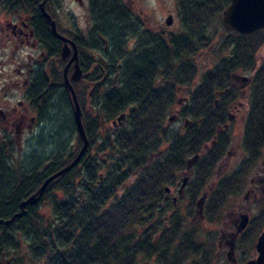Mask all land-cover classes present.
<instances>
[{"label":"trees","instance_id":"1","mask_svg":"<svg viewBox=\"0 0 264 264\" xmlns=\"http://www.w3.org/2000/svg\"><path fill=\"white\" fill-rule=\"evenodd\" d=\"M177 1L185 31L168 38L153 36L151 43L143 44V51L123 55L125 63H121L118 77L106 79L111 87L99 95L101 85L93 95L97 116L88 118L83 110L90 140L92 131L94 134L101 124L127 112L123 125L112 129L105 139L103 149L113 150L105 163L106 173L102 174L100 163L88 158L89 148L77 167L49 185L38 205L28 206V213L13 223L0 224V264H5L4 259L6 264H183L193 258L194 264H199L196 258L207 249H201L197 229L185 224L187 217L178 211L168 215L174 200H169L166 188L171 190L176 185L179 171L188 170V155H199L192 164L193 177L188 185L193 197L191 216L193 200L204 190L230 144L227 130L216 132L228 117L226 105L214 109L215 95L222 91L223 99L233 100L230 86L233 73L239 70L253 72L242 139L248 157L238 170L218 181L205 203L207 217H213L228 194L240 188L260 158L264 148V61L258 64L257 51L264 43V29L249 35L228 33L221 48H232L231 55L204 73L202 83L192 92L189 112L182 111V117L190 118L189 125L185 122L181 131L170 130L166 120L175 104V87L192 83L196 75L192 64L175 68L171 60L175 56L191 57L201 44L210 47L207 27L215 20L220 22L230 4V0ZM117 4L119 9L109 8L108 30L115 53L119 52L125 20ZM46 39L54 45L51 34ZM111 60L113 67H109L116 69L120 63L116 65L115 55ZM60 68L54 67L50 76L63 86L61 99L74 106ZM159 74L164 79L162 85L156 83ZM75 90L81 102V91L76 86ZM131 107H136L134 113L128 112ZM73 122L76 125L75 116ZM13 146L12 141L0 142V219H10L19 212L22 201L68 165L80 151L82 140L78 139L74 148H58L42 169L12 168L8 158ZM134 175L135 182L118 195ZM57 191L62 194L56 195ZM44 201L51 205L48 217L38 213ZM263 221L264 215L257 217L255 227Z\"/></svg>","mask_w":264,"mask_h":264},{"label":"rangeland","instance_id":"2","mask_svg":"<svg viewBox=\"0 0 264 264\" xmlns=\"http://www.w3.org/2000/svg\"><path fill=\"white\" fill-rule=\"evenodd\" d=\"M135 1L136 2L132 4V6H135L134 8L132 7V12L139 18L140 29L138 32L141 36L134 33L127 35L126 42L129 46L125 48L126 51L128 47L130 50L134 48L140 37L145 38L151 35L150 33L161 38H168L172 34H180L185 31L181 17L178 15L179 5L177 0ZM53 2L55 3V1ZM122 2L128 5V0H122ZM58 5L60 10L57 12L56 16L64 35L72 37L74 31H78L79 28H85V19L82 18L80 20L84 11L77 2L74 0H60V4H56V7H58ZM16 7L20 8V13L22 14L23 10L21 9V3L12 4L6 0H0V21H2L3 24L6 23L7 19H10V15H12V13L8 11ZM170 15L173 17V23L169 26L166 20ZM206 33L208 41L210 42V47L201 44L191 57L181 58L180 56H175L171 62L175 68L180 64L184 65V63L192 64L196 70V75L192 83L188 86L177 85L175 87L177 92V94H175V105L168 111L167 119L171 116H176V118L170 124L166 120V125L170 130L181 131L184 121L187 119L190 120L189 117H182V112L180 115L179 111L183 110L186 106V98L190 97L195 88L202 83L204 73L214 69L219 64L222 57L231 55L232 48H227L225 50L221 48V42L226 39L228 33H230L223 29L221 21H213L207 27ZM8 34L9 33L6 31L3 32L0 27V109H3L7 116H10V119L14 120L25 113V107L28 106L23 84V79L25 77L23 76L24 74L22 75V71L26 70L28 64L31 63H26L25 56L27 49L21 46L20 41L9 39L10 36ZM100 54L108 59H111L112 56L115 55L117 65L123 62L121 57L125 54V51L115 53L114 50L111 49L106 52H100ZM257 61L258 64L264 61V43L257 51ZM57 66H61V71L64 70L65 66H62V63H51L50 71ZM236 74L251 78L253 72L250 70H239ZM157 78L159 81L162 76L159 74ZM232 84L234 87H238L237 89L241 88L243 85L245 87L246 85L245 82L241 81H232ZM110 87L111 83L109 82L107 85L100 88L98 94L102 95ZM80 94V103L84 112L87 113V117H96V103L92 102V105H89L88 100L85 98V91L83 92V90H81ZM249 94L250 87L248 88L247 86L242 92H237V99H235L236 107L228 111L230 116L236 115V118L229 121L230 128L228 132L230 134V144L227 147L224 158L216 166L213 176L206 184L204 190L193 200L195 207L192 209L191 216L189 212L191 210L193 197L190 196L188 187L184 196L181 197L179 195V188L183 176L191 175V177H193V168L187 171L182 170L177 173V183L175 186H172V192L169 195V200L173 201L174 196L178 197V200L176 202L173 201V205L169 206L168 215H172L173 212L178 211L182 216L187 217L185 224L197 229L196 239L201 245L203 252L207 249L205 253L200 254V256L196 258L199 264H245L249 254L253 251V246L256 243L259 233L264 228V221L258 227H255V224L252 225L253 227H251L250 232L253 242L251 241L239 249L237 255L238 261L236 263L230 262L224 252L218 251L217 243L219 242L222 230L227 229L226 226L228 225V221L231 220L229 216L231 213L247 209L248 213L255 220L261 215L262 210H264V192L261 190L256 198L253 196V192H250L252 176L254 175L253 177H255L259 173H264V148L252 170L244 177L240 188L228 194L220 209L213 217H207L205 209L204 213L197 212L198 209L196 206L204 192H208L207 196H209L210 193L214 192L216 189L218 181L230 176L238 170L242 162L248 157V153L243 147L242 139L244 122L249 110ZM20 103H22V106ZM240 104H242V107ZM237 106L241 108L240 111H238ZM36 108V105L33 109L29 107V111L26 112L28 115L27 122H25V127L21 130V140L18 144L15 142L18 138V126L15 124L16 122L11 125L8 132L0 130L1 136L4 135L8 137L10 141L14 142V146L11 147L8 158L12 168L19 169V167H25L26 169H42L58 148L63 150L68 147L74 148L78 143V139H81L73 124L74 106L67 103L65 99L60 100L58 98L57 100L48 101L44 111L46 126H33L32 131H30V119L33 115L38 113ZM112 122L113 120L101 124L100 128L94 132V134L92 131L90 140L88 158L94 159L103 166L101 170L103 172L102 174H104L107 169L105 164L106 161L109 159L110 155L113 154V150L103 149L107 134L114 128ZM90 123L92 124V122ZM163 145H165V143ZM78 149L80 150L81 147ZM191 156L192 155H188L187 159L191 158ZM79 170H82V166ZM78 178L79 176H76L74 179L78 180ZM135 180L136 175L131 176L121 188L118 195H121L124 189L132 185ZM248 192L250 195L247 197ZM61 194V191H57L56 193L58 196ZM205 207L206 205L204 208ZM50 210V202L44 201L39 205L38 213L44 217H48ZM22 243L23 247H25V238H22ZM194 261L195 258L183 264H194ZM4 262L6 264L7 260L4 259Z\"/></svg>","mask_w":264,"mask_h":264},{"label":"flooded vegetation","instance_id":"3","mask_svg":"<svg viewBox=\"0 0 264 264\" xmlns=\"http://www.w3.org/2000/svg\"><path fill=\"white\" fill-rule=\"evenodd\" d=\"M7 2H11L12 4H22V10L23 13H20V8L16 7L12 10H9V13H12L10 15V19H7V22L3 24L2 21H0V27L1 30L4 32H8L9 39L18 40L21 42V46L27 49L26 52V63L28 64V67L26 70L22 71V75L25 77L23 79V84L25 88L26 93V100L28 102V106L25 107V113L21 114L20 117L17 119H10V116L8 117L6 112L2 109H0V130L4 132H8L9 128L13 123H15L17 127V134L18 138L15 140L16 144H18L21 140V130L25 127V122H27L28 115L26 112L29 111V107H35L37 106L36 110L38 113L33 115V117L30 119L31 124H29V129L32 131L33 126H46V120H45V114L44 111L47 106V102L51 100H57L58 98L61 100V90L63 88L61 82H55L52 77L50 76V65L51 63H69L73 52L70 53V55L64 59L62 58V46L63 42L58 40L53 32L50 25V22L46 19V17L42 14L40 10V3L42 0H6ZM55 1V3L53 2ZM78 3L80 8L84 11L83 16H81L80 20L82 18L85 19V28H79L78 31H74L72 34V37L67 36L70 38L77 46L78 54H79V63L83 70V78L73 83L76 87L79 88V90L85 91V98L88 100L89 105H92V102L94 103L93 95L88 98V91L90 89V86L92 83L97 82L101 80L104 76H106V79L109 81L111 79H116L118 77V72L122 68L121 63H125V60L121 62L119 65H117V68L113 69L112 65L109 63H113L112 60L109 58L104 57L100 52H106L108 50L113 49L112 45L114 42V39L110 37L108 30L110 29V14L111 9H119V6L117 3H119L123 9L125 20L122 22L124 27V32L122 33V40L119 42V51H125L124 55H128L130 52H141L143 44L148 45L153 40V36L157 35H151L146 36L145 38L140 37L137 41L134 48L131 50L125 48L129 46V44L126 42V37L130 33L134 34H141L138 32L140 29V23L138 21L139 18H137L136 14L132 12V6L136 1L135 0H128V5L124 4L122 0H74ZM56 4H60V0H47L46 2V9L51 14L52 18L57 23V29L60 34H64L60 28L59 21L57 19V12L60 10L59 5L56 7ZM116 5V7H115ZM39 9L40 12L37 11ZM24 14V15H23ZM79 18V17H77ZM116 19V18H115ZM122 19V18H121ZM49 34L52 35V43L54 42V45L49 43L46 39V37ZM57 39L59 42H56ZM172 61V60H171ZM76 63V62H72ZM90 63V64H89ZM65 64V66H66ZM88 65V66H87ZM112 67H109V66ZM64 71V70H63ZM73 71V67L71 66L69 70V75H71ZM99 75H102L101 79H95ZM45 76V80L43 78ZM97 76V77H96ZM239 74L233 73L232 79L233 82L235 81H241L245 82L248 88L250 87L251 79H244ZM101 84L102 86L107 85L109 83L108 80H106ZM158 85L164 84V79L157 80L156 82ZM99 85V86H101ZM189 85V84H188ZM187 85V86H188ZM74 86V87H75ZM97 86V88L99 87ZM101 86V87H102ZM47 87V89L45 88ZM180 87V86H179ZM233 84H231L230 89L233 91V95L231 98L232 101H229V97L226 99H223L222 91H218L215 95V102H214V109L218 108L220 105H226V113H227V123H225L223 126L219 125L216 129L217 133H221L224 130H229V121L231 119L236 118V115L230 116V113L228 112L232 108L236 107V100L237 99V92H242L245 88L244 85L237 89L238 87H234ZM47 90L49 94H47ZM70 92V91H69ZM105 93V92H104ZM177 94V92H175ZM49 96V97H47ZM50 99V100H49ZM22 106V103H20ZM186 106L183 110L179 111L180 115L181 112L188 113L189 112V105H190V97L186 98ZM175 104H173L174 106ZM242 107V104H240ZM172 106V107H173ZM171 107V108H172ZM132 108V107H131ZM238 111H240L241 108L237 106ZM130 113V109L128 111ZM125 114V118L118 122V117ZM119 115L115 120H113V129H117L120 126L123 125L127 112L122 113ZM176 116H171L167 119V122L170 124ZM178 118V117H177ZM116 122V124H114ZM186 122V125H189L190 120H185L184 124ZM14 124V125H15ZM76 126V125H75ZM166 128L167 125H166ZM169 129V128H168ZM0 142H4L5 144H8L9 138L2 135L0 133ZM262 154V151H261ZM199 158V155H197ZM224 158V157H223ZM222 158V159H223ZM192 158H189L187 163L189 164V161ZM221 159V160H222ZM246 160V159H245ZM194 162V161H193ZM244 162V161H243ZM242 162V164H243ZM193 164V163H192ZM192 164L190 167H188V170L191 169ZM241 164V165H242ZM240 165V166H241ZM249 174V173H248ZM254 176V175H253ZM251 179V191L253 192V196L256 198L259 195V192L262 190L264 192V173H259L257 176L253 177ZM185 177H188V182L186 187L181 191V185L183 183V179ZM183 176L181 180V185L179 188V195L182 197L185 194V191L187 190V187L189 185V181L192 179L191 175L189 176ZM172 190V189H171ZM166 192L169 196L172 191ZM208 192H204L202 197H205L202 203V212L204 213V206L208 198ZM250 195L248 192L247 197ZM178 197L174 196L173 200L176 202ZM200 198V199H201ZM199 199V200H200ZM198 203V202H197ZM197 206V204H196ZM261 215H264V210H262ZM231 217V220L228 221V225L226 226L227 229L222 230L221 236L219 239V242L217 243L218 251L224 252L227 256L228 260L232 263H236L238 261L237 255L240 248H242L244 245L250 243L252 240L251 235V227L254 224V219L251 217V215L248 213L247 209H243L241 211H234L229 215ZM243 216H247L248 222L245 228L241 231H239V228L241 227V224L243 222ZM231 228V229H230ZM264 231V228L259 233L257 240L261 233ZM256 240V243H257ZM256 243L253 246V251L249 254L247 261L245 264H248L249 261L256 259L259 255Z\"/></svg>","mask_w":264,"mask_h":264},{"label":"water","instance_id":"4","mask_svg":"<svg viewBox=\"0 0 264 264\" xmlns=\"http://www.w3.org/2000/svg\"><path fill=\"white\" fill-rule=\"evenodd\" d=\"M47 0H42L40 3V10L42 14L46 17V19L50 22L52 32L54 36L63 42L62 46V58L66 59L71 52L73 55L64 67V85L67 88L72 96V100L74 103V116H75V124L78 134L83 142V145L76 155V157L65 167L58 170L54 174L50 175L47 179L44 180L39 189L30 195L26 200L22 201L20 204V211L15 213L10 219H0V224L9 225L13 223L16 218H21L28 213V206L38 205L43 198L47 188L49 185L58 180L60 177L72 171L75 167H77L88 149L90 148V139L87 135L86 128L84 125V112L82 106L79 102L75 87L73 83L80 81L83 78V70L79 63V54L76 44L67 36L60 34L57 29V23L52 18L51 14L46 9ZM167 25H172L173 17L170 15L166 20ZM221 25L223 29L227 32H237L243 35L252 34L258 30L264 29V0H230V4L224 9L221 17ZM76 62V63H72ZM73 67V71L71 75H69V70ZM106 79L104 76L101 80L94 82L91 84L90 89L88 91V98H90L93 93L96 91L97 86L101 85ZM244 79H248L244 77ZM136 107L130 108V113H134ZM125 118V114L118 117V122H121ZM116 124V122H114ZM198 158L195 156L189 161L188 167ZM188 177L183 179V183L181 185V191L186 187L188 182ZM166 191L169 192L170 188L167 187ZM205 197H202L197 203V212L202 213V203ZM248 218L247 216H243V222L239 231L243 230L247 225ZM256 248L259 253L256 259L249 261L248 264H264V231L259 236Z\"/></svg>","mask_w":264,"mask_h":264}]
</instances>
